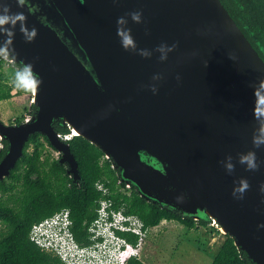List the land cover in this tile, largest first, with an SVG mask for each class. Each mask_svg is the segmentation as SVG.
<instances>
[{"label":"water","instance_id":"obj_1","mask_svg":"<svg viewBox=\"0 0 264 264\" xmlns=\"http://www.w3.org/2000/svg\"><path fill=\"white\" fill-rule=\"evenodd\" d=\"M0 55L36 108L0 120V181L41 134L79 184L58 122L142 198L264 264V61L220 0H0Z\"/></svg>","mask_w":264,"mask_h":264},{"label":"trees","instance_id":"obj_2","mask_svg":"<svg viewBox=\"0 0 264 264\" xmlns=\"http://www.w3.org/2000/svg\"><path fill=\"white\" fill-rule=\"evenodd\" d=\"M238 27L264 61V0H220ZM253 35V36H252ZM257 44H256V42ZM263 53V54H262ZM18 71L0 73V102L14 95H31L32 85L27 73L17 64ZM15 91V94L13 92ZM34 114L36 108L31 104ZM17 119L14 123H22ZM59 135L69 134L68 126L54 124ZM78 164L81 180L75 185L67 174V167L60 164L46 149L51 148L47 138L33 134L24 146L23 155L11 170L9 177L0 181V264H64L57 256L42 251L29 238L32 225L68 209L73 221L72 232L81 246L92 244L89 226L97 218V207L102 198L113 201L115 210L123 209L125 215L137 216L145 229L158 226L163 220H175L188 229L207 222L194 221L179 212L160 207L142 198L134 187L128 188L103 152L90 141L74 136L67 141ZM3 145V147H1ZM7 149V142L0 141V160ZM98 182L110 190L106 197L97 189ZM118 234L136 245L138 237L129 233ZM126 264H144L136 258ZM211 264H253L239 250L231 237L224 243Z\"/></svg>","mask_w":264,"mask_h":264},{"label":"built area","instance_id":"obj_3","mask_svg":"<svg viewBox=\"0 0 264 264\" xmlns=\"http://www.w3.org/2000/svg\"><path fill=\"white\" fill-rule=\"evenodd\" d=\"M74 136L72 132L59 135L65 142ZM96 187L104 197L110 194L104 183L98 182ZM96 211L97 218L88 228L92 241L89 246H81L76 241L68 209L34 223L29 238L42 251L57 256L64 264H126L132 258L140 260V246L151 228L145 229L137 216L125 215L123 209L115 210L113 201L108 198L99 201ZM118 232L137 236L138 243L132 245Z\"/></svg>","mask_w":264,"mask_h":264},{"label":"rangeland","instance_id":"obj_4","mask_svg":"<svg viewBox=\"0 0 264 264\" xmlns=\"http://www.w3.org/2000/svg\"><path fill=\"white\" fill-rule=\"evenodd\" d=\"M13 64L0 55V73L18 71ZM32 99V94H23L1 101L0 120L6 125L14 124L17 119L25 120L32 115H29ZM46 149L54 158L60 156L57 151L49 147ZM208 224H197L193 229H188L175 220H163L158 226L149 229L139 249L140 260L144 264H211L226 235L212 221Z\"/></svg>","mask_w":264,"mask_h":264},{"label":"bare ground","instance_id":"obj_5","mask_svg":"<svg viewBox=\"0 0 264 264\" xmlns=\"http://www.w3.org/2000/svg\"><path fill=\"white\" fill-rule=\"evenodd\" d=\"M74 135H77L78 134V131L77 130H75V131H73L72 132ZM82 245V244H81Z\"/></svg>","mask_w":264,"mask_h":264},{"label":"flooded vegetation","instance_id":"obj_6","mask_svg":"<svg viewBox=\"0 0 264 264\" xmlns=\"http://www.w3.org/2000/svg\"><path fill=\"white\" fill-rule=\"evenodd\" d=\"M255 42H256V41H255ZM256 44H257V42H256ZM257 45H258V44H257ZM261 49H262V51L264 52V47H263V46L261 47ZM262 54H263V53H262Z\"/></svg>","mask_w":264,"mask_h":264},{"label":"crops","instance_id":"obj_7","mask_svg":"<svg viewBox=\"0 0 264 264\" xmlns=\"http://www.w3.org/2000/svg\"><path fill=\"white\" fill-rule=\"evenodd\" d=\"M14 93V92H13ZM1 116V115H0Z\"/></svg>","mask_w":264,"mask_h":264}]
</instances>
